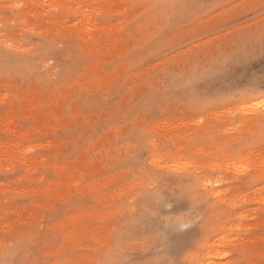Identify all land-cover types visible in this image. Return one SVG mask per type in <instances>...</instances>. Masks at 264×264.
<instances>
[{
    "label": "rangeland",
    "instance_id": "obj_1",
    "mask_svg": "<svg viewBox=\"0 0 264 264\" xmlns=\"http://www.w3.org/2000/svg\"><path fill=\"white\" fill-rule=\"evenodd\" d=\"M0 264H264V0H0Z\"/></svg>",
    "mask_w": 264,
    "mask_h": 264
},
{
    "label": "bare ground",
    "instance_id": "obj_2",
    "mask_svg": "<svg viewBox=\"0 0 264 264\" xmlns=\"http://www.w3.org/2000/svg\"><path fill=\"white\" fill-rule=\"evenodd\" d=\"M254 120V119H253ZM250 127V126H249ZM253 127H255V126H253ZM253 129V128H252ZM255 130H257V129H255ZM255 150V149H254ZM243 158V157H242ZM184 162V161H183ZM192 162V161H191ZM186 163V162H185ZM184 163V164H185ZM219 163V162H218ZM238 163V162H237ZM180 164H181V162H180ZM190 164V163H189ZM213 164V163H212ZM215 164H217V162H215ZM220 164V163H219ZM255 164V163H254ZM214 166H216V165H214ZM224 166V165H223ZM229 166V165H228ZM233 166V165H232ZM250 166V165H249ZM219 166H217V168H218ZM221 168V167H220ZM235 168V167H234ZM238 168V167H237ZM247 168V167H246ZM210 169V168H209ZM229 169H231V168H229ZM235 170H237V169H235ZM248 170V169H247ZM234 171V170H233ZM246 171V170H245ZM238 172V171H237ZM193 173V172H192ZM208 184V183H207ZM212 184V183H211ZM202 188V187H201Z\"/></svg>",
    "mask_w": 264,
    "mask_h": 264
}]
</instances>
